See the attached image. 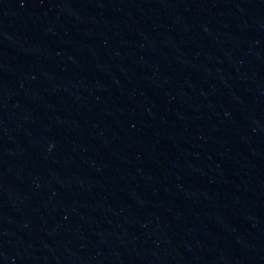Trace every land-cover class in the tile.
<instances>
[{
    "label": "water",
    "instance_id": "obj_1",
    "mask_svg": "<svg viewBox=\"0 0 264 264\" xmlns=\"http://www.w3.org/2000/svg\"><path fill=\"white\" fill-rule=\"evenodd\" d=\"M0 264H264V0H0Z\"/></svg>",
    "mask_w": 264,
    "mask_h": 264
}]
</instances>
